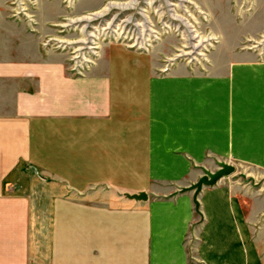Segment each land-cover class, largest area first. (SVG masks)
<instances>
[{
    "label": "rangeland",
    "instance_id": "1",
    "mask_svg": "<svg viewBox=\"0 0 264 264\" xmlns=\"http://www.w3.org/2000/svg\"><path fill=\"white\" fill-rule=\"evenodd\" d=\"M119 54L123 67L111 61ZM263 59L264 0H0V120L13 121L12 138L0 124V157L30 173L22 196L56 218L61 254L75 246L77 264H104V214L123 218L116 210L129 203L124 192L192 200L194 190L182 188L226 162L234 170L216 184L242 189L253 263L264 264V169L222 156L229 150L210 149L206 138H24L18 119L22 108L47 113L61 77L105 80L112 69L135 65L165 82L208 80L238 61ZM6 181L3 189L20 196L21 181Z\"/></svg>",
    "mask_w": 264,
    "mask_h": 264
},
{
    "label": "crops",
    "instance_id": "2",
    "mask_svg": "<svg viewBox=\"0 0 264 264\" xmlns=\"http://www.w3.org/2000/svg\"><path fill=\"white\" fill-rule=\"evenodd\" d=\"M111 59L123 67V56ZM133 70L112 69L105 80L61 77L64 86L52 91L47 113L18 112L21 137L206 138L210 149L229 150L222 156L264 169V59L238 61L227 75L208 80L165 82L135 65ZM2 123L4 138H12V118L6 115ZM28 175L0 157V264H77L75 246L72 253L58 248L56 218L41 214L37 199L22 196ZM12 179L21 181L20 196L3 189V181ZM126 200L116 210L123 218L109 220L104 214V264H192L190 258L199 264H257L246 200L236 184L203 187L198 213L190 194Z\"/></svg>",
    "mask_w": 264,
    "mask_h": 264
},
{
    "label": "water",
    "instance_id": "3",
    "mask_svg": "<svg viewBox=\"0 0 264 264\" xmlns=\"http://www.w3.org/2000/svg\"><path fill=\"white\" fill-rule=\"evenodd\" d=\"M234 170V166L228 164L226 162H218V167L214 171H210L208 169H203V173L199 176V178L189 185L188 187H183L182 189H190L194 190L192 194V202L195 206V210L198 211V200L197 194L201 190L202 186H213L216 182L223 176L232 173ZM124 197L128 199H133L136 201L146 200L147 194L144 191H139L137 193H123Z\"/></svg>",
    "mask_w": 264,
    "mask_h": 264
},
{
    "label": "bare ground",
    "instance_id": "4",
    "mask_svg": "<svg viewBox=\"0 0 264 264\" xmlns=\"http://www.w3.org/2000/svg\"><path fill=\"white\" fill-rule=\"evenodd\" d=\"M110 4L111 5H109V7L110 6H115V7H126L128 4L127 3H119V2H110ZM167 5H169V6H172L173 5V3L171 2V1H167ZM95 15V13H92V14H90L89 16H85V17H83L84 19H86V20H88L90 17H92V16H94ZM197 45V47H195ZM196 45H191L193 48H198V47H200V45L197 43ZM185 54H187V53H185Z\"/></svg>",
    "mask_w": 264,
    "mask_h": 264
}]
</instances>
